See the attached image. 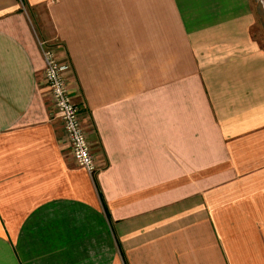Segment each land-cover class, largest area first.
Listing matches in <instances>:
<instances>
[{
    "label": "crops",
    "instance_id": "0c3cea01",
    "mask_svg": "<svg viewBox=\"0 0 264 264\" xmlns=\"http://www.w3.org/2000/svg\"><path fill=\"white\" fill-rule=\"evenodd\" d=\"M250 0H0V264H264V47ZM38 39L98 170L51 112Z\"/></svg>",
    "mask_w": 264,
    "mask_h": 264
},
{
    "label": "built area",
    "instance_id": "2783aa9c",
    "mask_svg": "<svg viewBox=\"0 0 264 264\" xmlns=\"http://www.w3.org/2000/svg\"><path fill=\"white\" fill-rule=\"evenodd\" d=\"M38 46L44 61L43 81L50 94L51 112L62 123L73 160L93 176L98 170L96 158L87 141L77 105L67 87V72L71 69V64L68 60H61L49 42L38 39Z\"/></svg>",
    "mask_w": 264,
    "mask_h": 264
},
{
    "label": "rangeland",
    "instance_id": "374dc122",
    "mask_svg": "<svg viewBox=\"0 0 264 264\" xmlns=\"http://www.w3.org/2000/svg\"><path fill=\"white\" fill-rule=\"evenodd\" d=\"M254 24L251 28V34L264 47V0H250Z\"/></svg>",
    "mask_w": 264,
    "mask_h": 264
}]
</instances>
